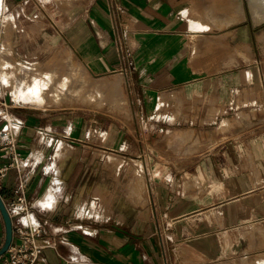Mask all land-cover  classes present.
Wrapping results in <instances>:
<instances>
[{
    "label": "crops",
    "instance_id": "crops-1",
    "mask_svg": "<svg viewBox=\"0 0 264 264\" xmlns=\"http://www.w3.org/2000/svg\"><path fill=\"white\" fill-rule=\"evenodd\" d=\"M20 1L0 0V53L15 58L11 29L32 35L34 22L18 16L40 9L46 40L67 44L93 73H116L125 93L120 117L104 124L109 154L100 169L92 155L102 148L81 121L65 128L0 97V164L15 150L28 177V211L12 225L43 229L39 264H217L251 255L242 264H264V0H117L115 9L75 0V12L57 21L40 3ZM125 164L135 180L121 179L122 208H113L115 180L106 175L112 208L89 215L96 171ZM18 167L2 179L4 203L20 189Z\"/></svg>",
    "mask_w": 264,
    "mask_h": 264
},
{
    "label": "rangeland",
    "instance_id": "rangeland-1",
    "mask_svg": "<svg viewBox=\"0 0 264 264\" xmlns=\"http://www.w3.org/2000/svg\"><path fill=\"white\" fill-rule=\"evenodd\" d=\"M38 2L46 8L47 13L45 14L51 21H57L58 15L63 12L70 16L75 12L76 4H79L75 0H39ZM39 10L33 12V14L37 15L36 18L26 14V11L18 16L19 19H24V22H34L35 25L32 28L31 26L28 28V31L32 35L27 34V28L23 27L21 31L19 29L20 27L13 26V29L9 33L12 54L18 61L27 65L30 70L36 69L38 72L47 70V73L51 75L56 72V74L64 75L68 80L63 93L60 94L61 98L59 100L53 101L49 99V103L46 102L37 105L31 103L33 107L30 108L34 109V111L48 113L55 119L64 120L66 122L65 128H68L72 120L81 121L85 131L90 132L89 135L86 134V139L99 145V149L102 148L96 154L92 155L96 160H92L94 166L91 167L94 168L96 166L100 169L103 157L109 154L102 147L104 138H101V136L102 133H105L104 124L107 120H113V118L116 120L120 117L125 106V93L122 87L123 80L121 77L114 75L116 73L96 74L91 72L85 63L75 57L67 44L62 41L46 40L42 30L45 27L42 23L43 21L45 22V17L42 16L43 18L40 19L42 10ZM7 13H10V11ZM4 14L1 16L3 17ZM20 33L21 35H19ZM0 37H2L1 26ZM1 56L8 62L16 60L13 57L5 56L4 51L1 52ZM23 74L21 72L19 75L23 76ZM2 80H0V97L5 98L15 106L26 107L22 104L25 102L19 98L15 99L13 85L11 87V83L8 85L9 82L7 83L5 80ZM1 81L3 84H1ZM108 159L109 161H113V158ZM134 172L135 170L130 168L128 164L118 167L115 171L111 169L97 170L94 178V184L97 188L95 189V187L91 186L93 189L91 187L88 189V193L92 196L89 201L90 203H88L92 205L95 211L90 209L88 214L95 217H102L101 215L106 213L107 208H112L111 200L108 203L106 201V175L113 177L115 180V202L113 203V208H122L123 203L120 196L122 192L119 193V191L123 189L127 190L128 183L123 185L121 179L125 177L132 183L135 180ZM92 191H95V193ZM125 198L132 205H137L128 194L125 195ZM82 208L84 207L82 206ZM251 258L252 255L249 257L235 256L217 264H242L245 261L250 262Z\"/></svg>",
    "mask_w": 264,
    "mask_h": 264
},
{
    "label": "built area",
    "instance_id": "built-area-1",
    "mask_svg": "<svg viewBox=\"0 0 264 264\" xmlns=\"http://www.w3.org/2000/svg\"><path fill=\"white\" fill-rule=\"evenodd\" d=\"M32 1L39 4V0H21L20 6L27 7ZM117 0H109L111 8H116ZM12 162L0 164V188L3 177L8 169L12 166H17L18 160L21 158L19 152L12 150ZM27 162H23L22 166ZM21 177L19 179V191L11 201L5 203L6 210L12 219L23 217L28 211V206L24 198V191L27 184V174L17 168ZM43 229L37 224L33 225L30 222L20 220L17 224L12 225V242L9 245L5 254L0 256V264H39L41 252L47 243L39 242Z\"/></svg>",
    "mask_w": 264,
    "mask_h": 264
},
{
    "label": "bare ground",
    "instance_id": "bare-ground-1",
    "mask_svg": "<svg viewBox=\"0 0 264 264\" xmlns=\"http://www.w3.org/2000/svg\"><path fill=\"white\" fill-rule=\"evenodd\" d=\"M21 72L24 73V77L19 75ZM0 76V80L3 78L2 81L9 82L8 85L11 83V87L13 85L15 99L19 98L27 104L35 105L49 103V99L59 100L68 80L67 77L56 72L51 75L47 73V70L42 72L36 69L30 70L27 65L18 60L8 62L3 59V56H0ZM2 81L1 84H3Z\"/></svg>",
    "mask_w": 264,
    "mask_h": 264
},
{
    "label": "water",
    "instance_id": "water-1",
    "mask_svg": "<svg viewBox=\"0 0 264 264\" xmlns=\"http://www.w3.org/2000/svg\"><path fill=\"white\" fill-rule=\"evenodd\" d=\"M0 214L4 222V241L0 246V256L5 254L12 242V221L6 210L5 203L0 195Z\"/></svg>",
    "mask_w": 264,
    "mask_h": 264
}]
</instances>
